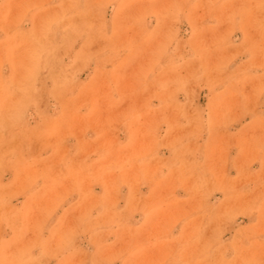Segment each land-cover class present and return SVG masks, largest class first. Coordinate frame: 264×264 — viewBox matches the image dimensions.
<instances>
[{
  "label": "rangeland",
  "instance_id": "obj_1",
  "mask_svg": "<svg viewBox=\"0 0 264 264\" xmlns=\"http://www.w3.org/2000/svg\"><path fill=\"white\" fill-rule=\"evenodd\" d=\"M0 264H264V0H0Z\"/></svg>",
  "mask_w": 264,
  "mask_h": 264
}]
</instances>
